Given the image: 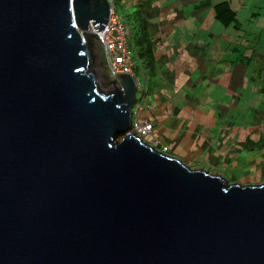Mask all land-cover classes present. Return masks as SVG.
Instances as JSON below:
<instances>
[{
    "label": "water",
    "instance_id": "95a60500",
    "mask_svg": "<svg viewBox=\"0 0 264 264\" xmlns=\"http://www.w3.org/2000/svg\"><path fill=\"white\" fill-rule=\"evenodd\" d=\"M110 7L0 0V264H264V183L133 133L132 76L100 90Z\"/></svg>",
    "mask_w": 264,
    "mask_h": 264
},
{
    "label": "crops",
    "instance_id": "0c3cea01",
    "mask_svg": "<svg viewBox=\"0 0 264 264\" xmlns=\"http://www.w3.org/2000/svg\"><path fill=\"white\" fill-rule=\"evenodd\" d=\"M249 2L128 0L135 14L126 18L130 40L146 24L149 40L137 48L149 43L153 56L133 49L135 80L142 88L141 70L146 82L138 116L154 125L149 143L243 185L264 183V28L252 26ZM220 3L236 12L229 25L217 18Z\"/></svg>",
    "mask_w": 264,
    "mask_h": 264
},
{
    "label": "built area",
    "instance_id": "2783aa9c",
    "mask_svg": "<svg viewBox=\"0 0 264 264\" xmlns=\"http://www.w3.org/2000/svg\"><path fill=\"white\" fill-rule=\"evenodd\" d=\"M108 1L111 5L108 24L101 32H96L97 30L91 26L90 33H96L98 36L96 43L102 48L104 65L108 71V78L111 83L112 81L119 80L124 75L132 76L135 79V61L133 48L130 45L131 29L125 19L118 14L115 0ZM136 86L138 90L143 92L139 82L136 83ZM143 108L144 106L141 102L136 103L133 110L132 132L144 140V138L152 134L154 125L148 119H141L138 116ZM149 144L165 154L169 151V148L162 145L159 140H154Z\"/></svg>",
    "mask_w": 264,
    "mask_h": 264
},
{
    "label": "rangeland",
    "instance_id": "374dc122",
    "mask_svg": "<svg viewBox=\"0 0 264 264\" xmlns=\"http://www.w3.org/2000/svg\"><path fill=\"white\" fill-rule=\"evenodd\" d=\"M256 1L257 0H250V2H249L250 7L255 6V8L252 10V13H251V19L255 23V24H252V26L256 27V28H258V27L264 28V3H260V2H264V0H258L259 4H257ZM115 4H116L118 14L121 17H123L125 19L126 23L128 24V21L126 18L134 16L135 8L127 7V5H129L128 0H115ZM254 14H259L260 17H257L258 15H254ZM256 17L259 19L261 18L260 24H256L257 23L255 21V19H257ZM93 55H94V64H93V67L91 69V72H93L95 74V76L98 80V83H99L100 90L104 94H108L109 92L114 91L115 86L111 83V81L108 78V71L104 65V56H103L102 48L94 40H93ZM136 74H137V77L142 80V88L144 89L146 87V82L142 76L141 70L136 71ZM121 139H122V137H119L118 141H121ZM144 141L149 143L147 138H144ZM184 163L190 167L189 164H187L186 162H184ZM190 168H192V167H190ZM192 169H194V168H192ZM236 179L239 180V178H236ZM227 180L229 183H233V180H231V179H227ZM239 181H237V182H239Z\"/></svg>",
    "mask_w": 264,
    "mask_h": 264
},
{
    "label": "trees",
    "instance_id": "16d2710c",
    "mask_svg": "<svg viewBox=\"0 0 264 264\" xmlns=\"http://www.w3.org/2000/svg\"><path fill=\"white\" fill-rule=\"evenodd\" d=\"M215 9L218 20H220L224 25H229L236 18V12L230 7L228 3H220L215 6ZM145 29H147V26L144 22H142L134 30L135 33H133V39L130 40V45L132 46L133 49L136 50L137 47L141 46L143 41L149 38V35L145 31ZM150 48H151L150 44L145 42V45H142V51H140L139 48H137L136 50L137 55L144 57L150 56L152 59L153 56ZM134 56L135 55L133 54V57Z\"/></svg>",
    "mask_w": 264,
    "mask_h": 264
},
{
    "label": "clouds",
    "instance_id": "9594fccd",
    "mask_svg": "<svg viewBox=\"0 0 264 264\" xmlns=\"http://www.w3.org/2000/svg\"><path fill=\"white\" fill-rule=\"evenodd\" d=\"M138 103V102H137ZM136 105V104H135ZM135 105H134V107H135ZM134 110V109H133Z\"/></svg>",
    "mask_w": 264,
    "mask_h": 264
},
{
    "label": "bare ground",
    "instance_id": "6f19581e",
    "mask_svg": "<svg viewBox=\"0 0 264 264\" xmlns=\"http://www.w3.org/2000/svg\"><path fill=\"white\" fill-rule=\"evenodd\" d=\"M89 32H90V30H89Z\"/></svg>",
    "mask_w": 264,
    "mask_h": 264
}]
</instances>
